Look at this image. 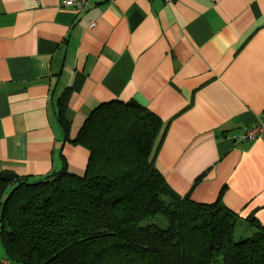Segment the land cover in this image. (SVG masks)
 <instances>
[{
    "label": "crops",
    "instance_id": "1",
    "mask_svg": "<svg viewBox=\"0 0 264 264\" xmlns=\"http://www.w3.org/2000/svg\"><path fill=\"white\" fill-rule=\"evenodd\" d=\"M64 1L0 0V173L83 175L85 120L134 102L165 125L153 159L174 193L264 227V140L239 139L264 113V0Z\"/></svg>",
    "mask_w": 264,
    "mask_h": 264
},
{
    "label": "trees",
    "instance_id": "2",
    "mask_svg": "<svg viewBox=\"0 0 264 264\" xmlns=\"http://www.w3.org/2000/svg\"><path fill=\"white\" fill-rule=\"evenodd\" d=\"M66 99L59 121L68 137ZM165 125L140 105L112 101L74 143L89 161L43 178L0 173V241L13 264H264V227L235 239L240 217L174 193L154 163ZM69 138V137H68ZM159 221L156 222V221ZM162 223H165L164 225Z\"/></svg>",
    "mask_w": 264,
    "mask_h": 264
},
{
    "label": "built area",
    "instance_id": "3",
    "mask_svg": "<svg viewBox=\"0 0 264 264\" xmlns=\"http://www.w3.org/2000/svg\"><path fill=\"white\" fill-rule=\"evenodd\" d=\"M89 0H65L62 4L64 8H73L77 14L82 13L88 6ZM95 23H91L90 27H94ZM242 142H254L264 140V113L257 120V123L250 128H246L240 136Z\"/></svg>",
    "mask_w": 264,
    "mask_h": 264
},
{
    "label": "rangeland",
    "instance_id": "4",
    "mask_svg": "<svg viewBox=\"0 0 264 264\" xmlns=\"http://www.w3.org/2000/svg\"><path fill=\"white\" fill-rule=\"evenodd\" d=\"M156 222L159 223L158 220H157ZM162 224L164 225L165 223H162ZM249 228H250L249 226L244 225V224H242V223L240 222L239 225H238V227H237V230H236L235 239H236L237 241H239L242 237L245 238V236H248V235H246V234H247V232L249 231Z\"/></svg>",
    "mask_w": 264,
    "mask_h": 264
}]
</instances>
